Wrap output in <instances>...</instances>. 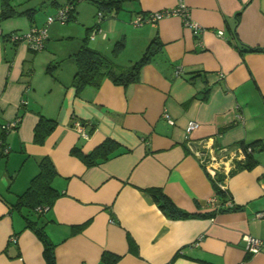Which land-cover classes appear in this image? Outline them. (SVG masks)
Listing matches in <instances>:
<instances>
[{
    "label": "crops",
    "instance_id": "crops-1",
    "mask_svg": "<svg viewBox=\"0 0 264 264\" xmlns=\"http://www.w3.org/2000/svg\"><path fill=\"white\" fill-rule=\"evenodd\" d=\"M180 1L198 31L179 16L132 22L137 14ZM11 3L18 11L35 8L28 0ZM118 3L100 17L90 3L97 22L83 16L82 25L101 30L92 46L122 67L139 59L154 37L158 49L138 81L122 86L104 77L99 87L87 86L79 95L71 84L76 67L70 56L81 43L62 49L68 34L50 30L46 49L30 50L4 36L37 26L30 17L22 13L0 23V131L19 118L5 134L3 153L0 145V264H45L42 242L25 227L24 214L44 226L55 264H264V217L257 216L264 211V52L240 53L236 47L241 41L264 48V0ZM80 13L75 8L72 20ZM117 41L123 46L114 54ZM40 115L56 126L38 144L33 130ZM190 120L199 127L187 133ZM106 138L120 145L119 153L96 165L88 167L70 153L74 145L88 152ZM205 139L218 157L258 141L256 164L224 180L223 210L210 175L187 143ZM44 157L56 171L58 197L39 215L12 207ZM148 188H160L195 216H166ZM245 236L262 240L257 253L246 250Z\"/></svg>",
    "mask_w": 264,
    "mask_h": 264
},
{
    "label": "trees",
    "instance_id": "trees-1",
    "mask_svg": "<svg viewBox=\"0 0 264 264\" xmlns=\"http://www.w3.org/2000/svg\"><path fill=\"white\" fill-rule=\"evenodd\" d=\"M79 0H66L65 3L61 5H69V20H72L75 15L76 3ZM93 3L101 12L104 9H111L112 7H117L119 0H86ZM56 3V0L53 2ZM37 8H28L23 11H18L16 5L11 3V0H1L0 2V23L5 19L10 17L20 15L25 13L30 19H33L34 12ZM32 23V21L30 22ZM96 26V25H95ZM92 26L86 28L87 36L83 38L79 48L70 56L75 64L76 70L72 79V86L75 88L76 94L79 95L80 92L87 86H92L94 88L99 87L102 79L104 77L109 78L114 84L127 86L139 80V73L143 65L148 63L156 50L158 49L159 41L157 37H154L146 46V49L142 53L139 59L134 61L131 65L127 67H122L114 62V60L100 52L96 48L87 44V38L89 39V34L92 29L97 28V26ZM32 27V26H31ZM13 33L20 32H10L4 36L9 39V36ZM17 43V40H12ZM123 46V41H117L114 45V54L118 51L120 47ZM236 47L240 53L245 52H264V48L259 46H249L241 41L236 42ZM58 62L49 63L47 65V71L50 70ZM8 124H2L0 131V145L2 147V153L4 151V137L10 129L7 128ZM18 123L16 124V126ZM14 126L13 129L16 128ZM56 126V121L54 119H49L43 115L39 116L37 123L33 130V141L35 143L41 144L44 142L45 138L50 134V132ZM258 141L252 143L243 144L241 147L246 150L248 146L252 147L251 152L246 153L245 160L237 164L238 169H251L256 164V159L254 157L255 151L258 149ZM120 145L110 138L104 139L101 143L95 146L88 152H83L79 146L74 145L70 149V153L78 157L86 166H93L102 161L109 159L110 157L119 153ZM234 170L231 171L233 174ZM230 174V175H231ZM56 175L54 166L49 159V157H44L38 164L37 173L31 178L27 188L24 192L18 195L16 202L11 204L14 208H20L22 206L29 208L30 210L37 211V215L48 210L53 204L54 200L58 197L59 192L52 185V180ZM212 179V178H211ZM225 178L221 174H217L216 179H212V184L214 187V196L216 199L221 200L220 209L222 208L224 201L228 198L223 187L218 185V181L224 182ZM147 193L152 197L154 202L157 204L158 208L170 218H185L190 216H195V214L186 212L178 208L168 196H166L160 188H148ZM234 204L229 205V209H236ZM40 209V210H38ZM25 219V227H29L34 231L36 236L42 242L43 245V256L45 264H55L54 257V243L48 238L44 231V226H37L36 220H32L27 214L23 215ZM107 254L104 255L106 258ZM114 259L112 258L109 263H112Z\"/></svg>",
    "mask_w": 264,
    "mask_h": 264
},
{
    "label": "built area",
    "instance_id": "built-area-1",
    "mask_svg": "<svg viewBox=\"0 0 264 264\" xmlns=\"http://www.w3.org/2000/svg\"><path fill=\"white\" fill-rule=\"evenodd\" d=\"M69 9V5H61L57 8L55 13L47 15L42 25L32 26L22 34L13 33L9 36V39L23 42L30 50H41L45 47V42L48 38L49 26L55 22L60 24L66 23L69 18ZM101 15V12H98V16L100 17ZM168 16H179L184 21V24L191 27L193 30L198 31L200 29L198 24L193 23L190 20L188 8L181 1L174 7L146 12L144 14H137L133 18L132 22L134 25L140 26L145 23L156 22ZM100 31V28H94L93 30H91L89 38L93 39L95 34ZM218 34L222 35V31H218ZM102 36L104 37L105 34L103 33ZM163 117L168 123L174 124L173 118H171V116L167 112H164ZM18 122L19 118L14 119L13 121L7 123V128L12 130ZM74 125L83 136H86V134L82 131V127L79 123H75ZM198 127L199 123L197 121L190 120L187 122L185 130L187 133H191ZM187 143L190 151H192L198 158L200 164L204 166L212 179H216L217 174H221L225 179L229 177L231 171L237 168V164L245 160L246 153L251 152L252 150L251 146H248L246 150H244L241 146L240 148L238 146L237 148H239L240 150L237 149L236 153L231 155L229 153H226V155L218 157L217 153L214 151V149H212L210 139L199 140L196 144L191 143V141H188ZM217 183L219 186L223 187L222 182L218 181ZM214 199L215 198H213L212 200ZM257 216L264 217V211L257 212ZM244 241L245 248L250 253H257L262 245L261 239L252 236H245Z\"/></svg>",
    "mask_w": 264,
    "mask_h": 264
},
{
    "label": "rangeland",
    "instance_id": "rangeland-1",
    "mask_svg": "<svg viewBox=\"0 0 264 264\" xmlns=\"http://www.w3.org/2000/svg\"><path fill=\"white\" fill-rule=\"evenodd\" d=\"M24 1V0H23ZM55 0H28L29 5L32 7L37 8V10L34 12L33 15V19L29 20V22L32 21V23H34L37 26H40L43 24V22L45 21L47 15L49 14H53L56 12L57 7L55 5H52L51 3L54 2ZM57 3H59L58 5L65 3L66 0H56ZM79 8V13H80V17H82L80 19L79 14H78V19L73 21V20H69L64 24H60V23H53L49 26L48 28V35L50 34V30H54L58 33H67L68 36L65 37L64 41H61L59 47H61L62 49H70L71 46H75V44H79L81 43V41H83V38L87 36L86 33V28L85 25L83 24V16H86L85 19H88L89 17L91 18V20L93 19V22L91 23L92 25L95 24L97 22V16L95 15L90 16V12H92V5L86 1V0H79L76 3V10ZM92 25H89L87 27H91ZM22 29V28H20ZM28 30V29H27ZM25 31H18L20 32V34L26 32ZM47 41V40H46ZM87 44L92 46L94 41H92L91 39L87 38ZM46 44V42H45ZM93 47V46H92ZM41 49V51L45 50ZM40 51V50H39Z\"/></svg>",
    "mask_w": 264,
    "mask_h": 264
}]
</instances>
